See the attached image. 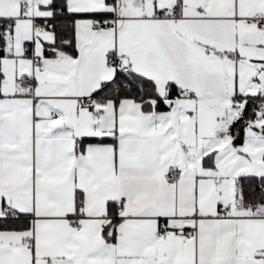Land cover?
<instances>
[{
  "label": "snow or ice",
  "instance_id": "snow-or-ice-1",
  "mask_svg": "<svg viewBox=\"0 0 264 264\" xmlns=\"http://www.w3.org/2000/svg\"><path fill=\"white\" fill-rule=\"evenodd\" d=\"M0 264H264V0H0Z\"/></svg>",
  "mask_w": 264,
  "mask_h": 264
}]
</instances>
